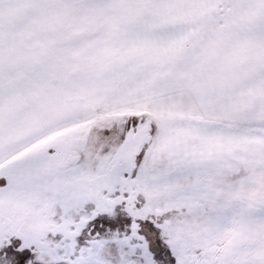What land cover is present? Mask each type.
<instances>
[{
	"label": "snow or ice",
	"instance_id": "snow-or-ice-1",
	"mask_svg": "<svg viewBox=\"0 0 264 264\" xmlns=\"http://www.w3.org/2000/svg\"><path fill=\"white\" fill-rule=\"evenodd\" d=\"M0 264H264V0H0Z\"/></svg>",
	"mask_w": 264,
	"mask_h": 264
}]
</instances>
